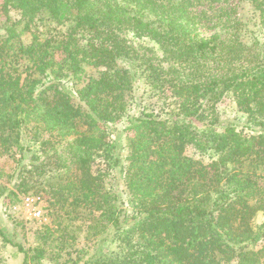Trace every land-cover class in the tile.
Returning <instances> with one entry per match:
<instances>
[{
    "label": "trees",
    "instance_id": "trees-1",
    "mask_svg": "<svg viewBox=\"0 0 264 264\" xmlns=\"http://www.w3.org/2000/svg\"><path fill=\"white\" fill-rule=\"evenodd\" d=\"M227 1L0 0V157L16 191H44L63 219L28 248L0 228L21 264H264V39ZM240 1L263 30L264 0ZM42 16L47 35L32 29ZM140 78L159 113L129 112ZM228 95L257 133L220 120ZM69 226L113 249L84 258Z\"/></svg>",
    "mask_w": 264,
    "mask_h": 264
},
{
    "label": "rangeland",
    "instance_id": "rangeland-1",
    "mask_svg": "<svg viewBox=\"0 0 264 264\" xmlns=\"http://www.w3.org/2000/svg\"><path fill=\"white\" fill-rule=\"evenodd\" d=\"M225 4L229 9H235L232 13V17L237 16L244 22L249 21L247 22V27H250L253 31L259 32L256 35L264 39V29L261 31L259 30L258 24L255 22V15L251 4L247 1L240 0H228ZM2 19L4 18L0 14V20ZM32 29L43 35H47L49 31H52L50 30L52 28L48 25V21L44 16L35 22ZM212 33H215V31L206 30L204 34L210 35ZM122 35L130 44L139 50L140 53L145 52L146 55H152L154 57L161 56V48L155 41L147 37L139 38L130 31H125ZM244 39L248 41L249 37L245 36ZM155 90L156 89L151 86L148 80L145 81L144 78L138 80L134 95L129 99V112L131 114H138L142 110H154L157 113L162 111L161 108L166 107L164 98ZM168 101L169 99H166L167 103ZM218 111L222 122L226 123L228 121H233L237 129L244 134L257 133L260 129L258 124L239 110L231 95L226 96V98L218 104ZM163 112H166V110H163ZM109 126L112 137H114V135H120L123 138V136L127 134L123 131L127 123H121L118 124V126ZM122 145H124V143H122ZM196 155H198V153ZM15 166L16 162L11 157H0V228L6 232L8 238L13 242L21 243L28 248L35 245L38 231L41 228L46 226L56 228L58 223L63 219L58 217V214L54 212L50 206L49 196L44 191L35 192L34 190H30L29 193L26 194L16 191V187L13 185L14 183L11 182V177H8L15 169ZM10 191H14V193ZM256 219L258 223H261L264 220V216L259 215ZM69 221L73 222L74 225L79 222L77 219L70 218ZM68 230L70 234L77 237L75 243L78 248H88L89 252L84 255V258L89 257L95 253V251L106 254L113 249V245H110L108 240L100 238L94 241H87L84 237V231L76 229L75 226H69ZM262 244L263 242H260L255 245V247L260 248ZM0 245H2L0 247V264H21L23 254L18 251L17 246L12 243L3 244L1 239ZM45 264H48V262ZM67 264L72 263L67 262Z\"/></svg>",
    "mask_w": 264,
    "mask_h": 264
}]
</instances>
